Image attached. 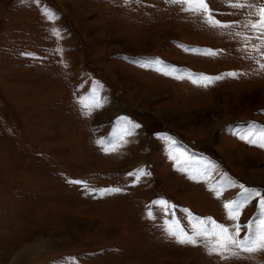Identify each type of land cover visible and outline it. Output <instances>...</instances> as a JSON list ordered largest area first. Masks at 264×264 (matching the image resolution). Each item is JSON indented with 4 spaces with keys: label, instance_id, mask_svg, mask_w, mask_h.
I'll use <instances>...</instances> for the list:
<instances>
[{
    "label": "rangeland",
    "instance_id": "1",
    "mask_svg": "<svg viewBox=\"0 0 264 264\" xmlns=\"http://www.w3.org/2000/svg\"><path fill=\"white\" fill-rule=\"evenodd\" d=\"M208 4L237 27H211L166 0H0V264H264V252L224 259L164 231L179 221L191 233L192 217L230 225L223 205L240 185L264 194V148L238 134L264 127V72L248 58L260 56L234 36L253 35L240 26L248 10ZM156 59L246 75L202 87L156 71ZM85 97L102 107L88 114ZM169 138L190 163L173 159ZM138 168L150 175L137 183L128 173ZM222 186L218 197L211 189ZM159 199L176 208L161 215ZM258 214L253 201L240 223Z\"/></svg>",
    "mask_w": 264,
    "mask_h": 264
},
{
    "label": "snow or ice",
    "instance_id": "2",
    "mask_svg": "<svg viewBox=\"0 0 264 264\" xmlns=\"http://www.w3.org/2000/svg\"><path fill=\"white\" fill-rule=\"evenodd\" d=\"M36 2L39 3V0H36ZM166 2L182 6L183 11H187L194 16H200L204 22L211 27L225 29L237 27L236 23H224L217 19L213 10L209 7L208 0H166ZM124 3H129V0H124ZM227 5L233 9L248 10L246 17L240 26L250 30L253 35L237 31L234 32V36L240 37L245 42L243 51L247 53H256L260 56V59H257L255 56L249 54L248 58L255 60L260 71L264 72V62H261V59H264V51H262V49H264V3H259L258 0H256V2H254V0H227ZM43 12L49 20H53L56 17V13L51 9L45 8L43 9ZM55 35L59 36V32L57 31ZM253 39L259 41V43L251 44ZM185 51H193L197 54L211 56L218 54L211 49H185ZM151 63L157 65L155 70L164 75L175 74L174 78L176 79L187 78L191 80L192 83L202 87H208L210 84L223 79L225 76L236 79L239 78L240 75H246V73L229 72L220 76H207L190 72L185 73V70L178 69L172 65H167L159 59H156ZM78 103L83 109L87 110L88 114H91L92 110L102 107L100 101L95 97H85L79 100ZM121 119L126 125H130L132 129L140 127L139 124L127 121L125 118ZM128 134H130V132ZM238 134L241 140H244L249 144H255L260 148H264V127L257 128V126L253 124L246 130L240 131ZM100 143L103 144V141ZM168 143L172 148L170 155L173 151L179 154V156L173 155V159L185 157L184 164L187 165L190 163V158L186 156V153L176 148V141L169 138ZM114 150L115 147L106 149V151ZM128 175L134 176L135 182L138 183L142 176L150 175V173L145 168H138L134 172L128 173ZM190 178L196 179L195 176H190ZM68 182L89 188L85 181L70 180ZM229 186L231 185L229 184ZM239 187L242 189L239 193V198L228 201L223 205L227 213V219L232 222L230 225L217 223L211 218L192 217V220L190 221L191 233L186 230L184 226L180 225L179 221H176L175 224H173L172 221H168L164 225V231L170 238L175 239L179 244L203 246L208 254H215L224 259L239 258L242 252L248 254L264 252V194L260 191L246 188L243 185H240ZM89 190L95 191L94 189ZM211 190L219 197L224 188L222 186ZM122 191L123 189L116 187L101 190V194L120 193ZM253 201H256L257 203L259 214L254 215L247 222L241 224L240 217L242 210ZM153 205L160 210L161 215L165 216L171 214L170 210L176 208L175 205L164 199L154 201ZM183 211L188 213L187 209H184ZM188 215L191 214L188 213ZM147 216L149 219H155V215L151 209L147 212ZM242 229L246 232V236L244 237H241ZM67 264H78L77 258H67Z\"/></svg>",
    "mask_w": 264,
    "mask_h": 264
}]
</instances>
